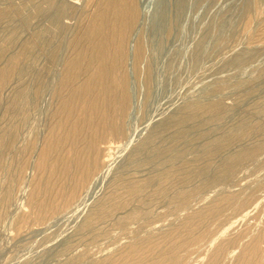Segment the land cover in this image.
Returning a JSON list of instances; mask_svg holds the SVG:
<instances>
[{
  "label": "rangeland",
  "instance_id": "374dc122",
  "mask_svg": "<svg viewBox=\"0 0 264 264\" xmlns=\"http://www.w3.org/2000/svg\"><path fill=\"white\" fill-rule=\"evenodd\" d=\"M136 2L0 0V264H264V0Z\"/></svg>",
  "mask_w": 264,
  "mask_h": 264
},
{
  "label": "bare ground",
  "instance_id": "6f19581e",
  "mask_svg": "<svg viewBox=\"0 0 264 264\" xmlns=\"http://www.w3.org/2000/svg\"><path fill=\"white\" fill-rule=\"evenodd\" d=\"M101 5L102 6H101V15L100 16L104 17V20L100 23V25H98L99 27L101 26V28L105 29L107 20L110 17L111 18L114 17L115 18L114 20H117L118 26L120 29L122 28V30H124V29L128 30L129 28H132L136 25V23L138 21V15H139V9H138V4H137L136 0H104V3ZM126 14H129V16H127ZM105 20H106V22H105ZM101 130H102V126L101 127L100 126L95 127V129L93 130V135H92L93 137L90 141L92 154H93V149L96 147L97 143L103 138L101 135ZM134 138L135 137L131 136L127 140L126 144L122 148V149H124L123 151H125L131 145L132 140ZM81 159H82V163H83L84 167H89V166H92L94 164V162L89 160V158H88L89 161H87V163L85 161H83L84 160L83 158H81ZM113 164H114L113 161L110 163H107L105 166V172L102 173L101 175H99L94 180V185L96 186L97 189L104 182L107 175L110 173ZM83 199H84V197H83ZM84 202H86V201H84ZM256 243H258V242H256ZM254 245H255V243H254ZM256 248L252 245V246H249V248L247 250H244L243 253L241 254V256L239 257L237 264H257L258 260L256 257H259V256H257L258 254H256V250H255ZM257 252H258V250H257ZM216 257H217V255H216Z\"/></svg>",
  "mask_w": 264,
  "mask_h": 264
}]
</instances>
